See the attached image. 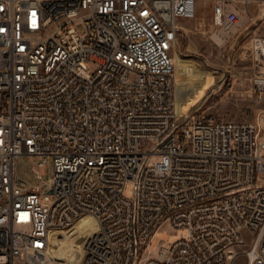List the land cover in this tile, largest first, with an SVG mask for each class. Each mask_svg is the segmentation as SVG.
<instances>
[{"label": "built area", "instance_id": "2783aa9c", "mask_svg": "<svg viewBox=\"0 0 264 264\" xmlns=\"http://www.w3.org/2000/svg\"><path fill=\"white\" fill-rule=\"evenodd\" d=\"M202 1L220 46L264 24V0H0V264H54L53 239L87 215L79 264H264V111H178L172 52ZM251 42L264 103V35ZM24 157L52 178L29 185Z\"/></svg>", "mask_w": 264, "mask_h": 264}, {"label": "rangeland", "instance_id": "374dc122", "mask_svg": "<svg viewBox=\"0 0 264 264\" xmlns=\"http://www.w3.org/2000/svg\"><path fill=\"white\" fill-rule=\"evenodd\" d=\"M212 3L202 1L197 7L196 19L182 21L181 30L172 52L177 81L179 114L196 113L216 120L246 123L260 122L264 103L250 98V79L255 74L251 56V37L264 35V24L244 38H235L226 46L218 45L212 38ZM38 158L24 157L17 161V174L33 187L41 186L52 178L51 170L41 177L32 172ZM97 230V223L86 216L79 223L54 238L50 250L54 264H79L83 259V245L89 235ZM175 235L164 232L158 241L174 242Z\"/></svg>", "mask_w": 264, "mask_h": 264}, {"label": "bare ground", "instance_id": "6f19581e", "mask_svg": "<svg viewBox=\"0 0 264 264\" xmlns=\"http://www.w3.org/2000/svg\"><path fill=\"white\" fill-rule=\"evenodd\" d=\"M175 62H176V60L174 59V63H175ZM87 216H91V215H87ZM85 217H86V216H85ZM91 217H93V216H91ZM93 218H94V217H93ZM94 219H95V218H94ZM81 220H82V219H81ZM95 221H96V219H95ZM78 223H79V222H78ZM78 223H77V224H78ZM96 223H97V222H96ZM77 224H76V225H77ZM97 228H98V226H97Z\"/></svg>", "mask_w": 264, "mask_h": 264}]
</instances>
